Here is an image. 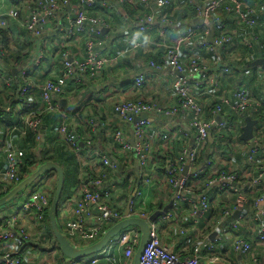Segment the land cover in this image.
I'll return each mask as SVG.
<instances>
[{"label": "built area", "instance_id": "built-area-1", "mask_svg": "<svg viewBox=\"0 0 264 264\" xmlns=\"http://www.w3.org/2000/svg\"><path fill=\"white\" fill-rule=\"evenodd\" d=\"M11 1L14 5L13 9L7 12H0V28L7 27L8 19L11 18L37 43L35 49H37L38 53L34 60L31 61L32 66L40 67L43 65L42 60L45 53L43 37L54 21H56L59 30L62 31L64 40L70 42L71 40L83 39V58L69 57V49H66V46L62 43L58 44L60 48H65L66 51L64 50L62 55V74L56 79L51 80L49 78L42 83L31 79L28 76L27 64L20 66L17 73L18 78L25 82V85L20 90V95H27L31 99L38 92L41 100L38 111H31L22 117L23 125L37 133L36 140L40 141L42 115L46 113L58 114L61 117L60 125L57 128L59 137L68 144L80 163V167L93 164L91 172L86 173L82 168L78 169V180L80 182L78 185V196L68 199L67 204H64L61 209L63 220L58 228L70 244L79 248L90 246L97 242L110 227L127 218H139L148 221L147 209L149 202L144 191L145 187L147 189L150 186L152 174L145 173V168H147L151 159L152 150L151 143L146 136L149 122L145 119L136 120L143 114L176 117L178 114L187 113L190 116L189 126L193 132L194 145L192 147L182 146L181 156L176 161L165 159L166 166L163 172L166 183L176 191L174 195L175 202L171 207L177 209L181 203L191 206L189 216L191 223L187 224V220L182 222L183 224L179 229L181 236L187 235L189 225L193 227L192 229L199 227L200 219H203V215L210 205V191L228 192L236 195L233 206H228L221 210L219 218L216 219L214 224V229L216 230L223 226L228 217H233L235 213L241 212L242 208L247 205V201L245 202L247 195H254L258 188L263 187L264 161L261 163V159H259V162L257 160L259 153L264 150V139L256 134L248 141L247 149L242 153L244 155H242V165L247 167L243 177L247 179V182H243L241 180L242 177L235 173L234 170L229 169L226 173L218 172L217 164H212L208 160L205 162V167L208 165L211 172L209 178L206 179L207 181L203 183V188H201L198 183V177L202 174L204 167L200 166L197 170L192 167L196 166L195 164L208 140L209 134L212 131H220L227 127L226 110L234 111L239 116L245 113H256L261 107H264V90L262 92L263 95L259 99L250 96L244 87H238L230 97L215 90L204 91L206 88L196 94L195 90L203 83H210L214 87L217 86L215 76L209 75L205 65L196 56L191 55L190 58L187 57V60L183 61V49L190 47L191 39L197 35V29L186 27L169 42L167 28L174 24L167 19L166 14L158 15L157 10L168 7L170 0H141L143 10L146 12L142 18L135 22V26L139 32H148L157 26L161 40L156 43V46L162 47L165 51L163 64L169 67L172 73L177 74L171 87L178 96V105L171 109H163L151 102L144 101H121L114 104L113 110L116 117L124 123H133L132 136L134 144L131 145L129 143V138L120 129H116L109 134H111L112 140L117 143L119 152L125 155L134 154L140 183L129 203L128 214H125V211L117 205L118 201L114 200L116 199V193L120 189L118 177L109 178L107 174L101 172L98 166L96 167V165L101 164L105 169L111 170L112 173H118L120 176L118 161L111 160L106 155L96 153L94 150H91L87 155L81 154L78 149L79 144L83 143L86 146H90L91 140L87 138L88 136H82L77 132L76 127L71 128L66 124V117L58 104V98L63 94L69 80L83 85L85 82L95 78L104 65L111 61L102 54L100 50V47H102L101 42L94 40V37L98 35L99 27L105 25L103 19L90 16L88 13L87 9L94 4L95 0ZM75 1H77V5L73 7V2ZM118 1L121 2L122 0ZM198 1L200 4L195 6V11L198 18H203L206 23L212 13L224 6L227 12L235 13L239 23H243L248 27L260 25L257 18L251 15L253 10L241 0ZM131 2L136 7L134 2ZM68 6H71V10L63 12L62 10H65ZM61 21L62 23L65 22V24L63 23L62 25ZM215 28L221 32V35L216 39L213 38L211 42L206 41L203 43V45H207L208 50L231 44L236 34L235 32L228 34L224 30V25L220 22L216 24ZM207 32L209 34V30L206 31L205 35ZM256 38L257 35L252 33L245 35L240 39L239 44L249 48L253 44L252 41H255ZM130 43L134 49L141 47L144 42L142 43L137 35H134L130 38ZM203 63L206 62L203 61ZM148 66L152 72L161 70V66L153 61H149ZM219 73H228V69L222 67L219 69ZM193 81H195L194 85H192ZM12 83L13 78L4 74L3 67L0 64V85H10ZM134 83L137 88L142 87L145 84L144 76L138 74ZM203 94L208 97L211 96V99L218 102L212 109L209 120L203 119V106L198 102L197 96L202 97ZM218 117L220 118L219 122L216 121ZM0 118H3L1 114ZM89 124L93 131L99 126H104L96 122L95 119L90 120ZM15 130L16 127H13L11 131ZM178 134H183L185 138L187 137V134L182 133L181 130L178 131ZM174 135L161 134L160 140L165 145V148L161 149V154L158 157H163L171 149L169 143L173 141ZM236 143L235 141L234 147H229V149H235ZM22 156L23 151L11 144L9 150L5 153L4 168L0 167V192H6L7 187H13L22 181L19 174V164ZM186 164L190 170L183 174ZM131 169L133 168L131 167ZM253 171L255 175H252ZM124 177L126 178V175ZM127 178L132 184L133 176H127ZM55 183L56 174L48 172L32 184L33 189L24 195L20 204L7 210L0 208V264H25L27 261L34 260V255L30 251L25 252L19 245V241L28 242L30 239H41L44 243L47 242L45 241V215L50 207V193ZM252 209L250 220L255 233V241L259 245H263V196L258 195L253 198ZM172 218L173 214L167 211L161 216L160 220L168 221L172 220ZM158 222L159 219L155 222L148 221L150 229L149 239L140 257L139 264H207L225 262L223 258L215 253L216 244L220 242L221 237L217 236L212 241L209 239L197 241L193 243L190 255L181 257L169 246L161 243L158 233ZM239 227V220L231 223L228 227V231L232 234L231 246L236 254L247 255L251 252L252 245L235 233ZM140 237L139 228L130 226L121 230L109 240L107 245L98 253L80 260L64 257L61 263L133 264ZM119 251L122 253L121 258ZM48 258V254H43L38 264H58L52 259L51 261L48 260ZM252 264L263 263L254 258Z\"/></svg>", "mask_w": 264, "mask_h": 264}, {"label": "crops", "instance_id": "crops-1", "mask_svg": "<svg viewBox=\"0 0 264 264\" xmlns=\"http://www.w3.org/2000/svg\"><path fill=\"white\" fill-rule=\"evenodd\" d=\"M173 1L174 3L169 10L158 9L157 13L165 14L166 12L170 11H179V9L182 8L181 4L183 0ZM253 2L257 5L256 8H258L257 19L262 23L264 21V2L263 0H253ZM259 2L261 3L259 4ZM13 6L14 5L11 0H0V12H7L10 9H13ZM68 7L69 10H67ZM68 7L65 9L66 12L71 10V6ZM93 16L105 20V25H101L99 27L98 35L94 37V40L101 42L102 47H100V50L102 54L108 57V59H110L111 61H108L104 65L102 70L95 78L81 85L80 89L76 91L63 92L61 97L58 98V104L60 108H63L65 110L62 113L65 116H69L68 120L71 126L76 127L78 132L82 131V135H87L88 138H90V134L83 133L88 126L87 119L80 120V122H78V120L76 119V116L78 114L73 115V113L77 112L80 109V111L83 110L84 115H86L87 118L91 117L98 123H100L99 121H103V125L108 127H104L103 131L105 133L103 134V136L101 135L96 137L95 141L93 139V143L90 144V146H86L85 148L87 149V151L89 149L94 150V152L96 153L106 155L111 160H116V158H120L118 154V148L116 149L115 145H113V141L110 138L111 134L109 133L116 129H120L127 135L130 140L131 138H133V123H124L122 120L117 118L113 110L114 104L121 101H144L151 102L163 109H171L177 107L178 96L174 93L171 87L173 81L177 77V74L172 73L171 69L169 67H166L164 64V66H161V70H155L153 72L150 71L151 69L148 66V63L151 58H157L160 51L157 49L159 48L158 46H156L157 42H155V40L152 39L148 33H142L141 37L140 35L139 37L137 36L138 39L142 41V43L144 42L141 47L134 49L131 47L130 38L136 35L137 31L135 20L133 17L134 12L129 13V10L126 11L122 8H118L109 11V13L105 16L106 18H103L101 12L97 10L96 12H94ZM8 21V26L4 28V35L0 36V43L2 44L3 38L7 43V48L4 50H6L7 53L10 54L9 58L11 59L8 64L0 62L4 71L7 73L11 71L12 75H14L19 72L17 68L19 69L20 65L24 66L27 64L30 73L34 72L33 78L37 79V82L42 83L47 78L53 77L54 75L58 74L59 71H61L62 60L59 57L60 55L58 54L59 51L57 47L59 43H62L66 46V49H69V57L83 58V39L71 40L70 42H68L64 40L63 33L55 32V26L51 25L48 31L45 32V35L43 37L45 45V53L42 60L43 65L40 67H34L31 65V61L34 60L36 54L38 53L37 49H35V45H37V43L33 41L26 32L22 33L20 27L13 19L9 18ZM206 24L207 23L204 22L203 26ZM175 35H177V33H171V35L167 37L169 39V42L172 41L173 38H175ZM16 63L18 65H16ZM13 64H15L16 66H13ZM138 74H142L145 78V84L139 88H137L134 83L135 77ZM217 75L218 74H216V76ZM237 85H239L238 81L227 93L223 91H219V93L228 94L230 97L233 95L234 90L238 89V87H236ZM255 87L256 94H263L262 92L264 88L262 83L260 85L255 84ZM248 88L250 91V86H248ZM195 92L196 94H198L201 92V90L196 89ZM36 94L37 92L35 93V95ZM197 97L199 99L198 102H200L202 105L207 104V101H201L200 96ZM209 97L211 98V96ZM34 101L36 103H39L38 107H40L41 100L37 99V101ZM138 118L145 119L149 122V126L146 130V136L151 143V154H153L154 156H158L159 154H161V149L163 147L165 148V145H163L162 141L159 138V135H161L162 133H167V135L175 134L172 140L175 141L174 143L177 149L182 148V146L184 145L187 147H192L194 145L193 132L191 130V127L189 126L190 116L187 113L178 114L176 117H167L160 114H143ZM203 119L209 120L210 118ZM52 120L53 119L51 117L47 118L45 127L41 128L40 130L42 135H45L48 132L51 135V139L53 138V135L55 136V132L53 131V129L56 128V131V125L58 126L59 123V120L56 118L53 121ZM99 127L96 130H99ZM179 130H181L182 133H186L187 137L185 138L183 134L179 135ZM7 140L9 142V146L14 143V140L12 138L10 139L9 133L6 138L5 130L0 129V153L6 149ZM180 140H183L184 143H181L178 148L177 143ZM208 141H213L211 133L210 137L208 136ZM242 142L244 143L243 145H240V143H236L235 145V151L238 148L237 152L239 153V155H241V158L238 154H234V160L231 157L222 156L220 154L222 152L221 149L215 148V153L219 156V160L224 165H227L228 163L229 169L236 171L241 177L245 175V167L242 165V153L247 149L248 146V141ZM94 144L95 147L93 148L92 145ZM173 145L174 144L171 145V143H169V146L171 148H174ZM50 146V149L55 148L53 144ZM166 146L168 145L166 144ZM176 153V157L179 158L181 156V151H177ZM54 155L58 158L59 154L57 153ZM152 157L149 160L147 168H145V173L150 175L152 174L150 186L147 189L145 187L144 191L147 195L146 199L149 202L147 209L149 217L154 212L162 211L167 205L171 203L173 204L175 202L174 195L176 193V191L166 183L163 173H156V170L153 168V166H151L150 163L155 162L153 161ZM61 160H65V158L61 157ZM226 160L229 161L226 162ZM94 162L96 163V161ZM135 163L136 162L134 157L132 172L134 174L135 184L134 186H131V190L129 191V194L127 196L125 192L121 190V186L123 185L122 180L125 178V174H122L119 170L121 173L120 177H118L120 181V189L118 193H116V199L114 200L118 201L117 205L119 206V208L121 207L123 211H126L130 197H133L135 195V192L140 185V183H138V186H136L138 171L136 174L134 170ZM4 165L5 163L0 162L1 168H4ZM40 165L41 164H37L32 167L34 169L33 171H35ZM192 168L194 169L195 167ZM188 170H190L189 166ZM210 172L211 169H209V173ZM75 173L76 170L74 171V168L72 167L70 170L68 181L69 186L66 193H69L70 198L78 196L79 192L78 185L76 187L73 185L75 180ZM252 175H255L254 171L252 172ZM243 181L247 182V179L244 178ZM25 194L18 196L15 200L1 208L7 210L17 206L18 204H20ZM69 197L61 199V202L59 204L58 208L60 209H58L56 217L58 227L63 220V215L61 213L62 206H64V204H67V200L70 199ZM231 200L232 196L228 192L210 191V205L207 211L204 213L203 219H200V224H198L199 227H197L196 229H192L193 227L189 225V231L187 232L186 236H181L179 234V229L183 224L182 222H185L187 220V224L191 223V218L189 217L191 206H188L185 203H181V205L178 206L177 209L170 207L168 209V212L170 211L173 214L172 220H160L161 216H159L158 218V233L161 243L169 246L181 257H186L190 255L193 243L201 241L202 239H209L212 241L215 237L219 236L221 237V239L220 242L216 244V247L219 252H223L225 254V263L231 264L232 259L235 258L236 264H252L253 259L257 258L260 263L264 264V244L259 245L255 241V233L253 231V225L250 220V214L248 211L245 212L243 210L244 213H242V215L241 213H238L237 215H233V220L231 222H229V219L226 221L231 224L239 220L240 227L237 231H235V233L238 235L242 234L249 240L252 245L251 252H249L247 255L236 254L233 250L231 246L232 234H230V232L228 231L229 225H224L220 229H214L215 221L219 218V216L217 218L215 217V219L211 215L210 211H214L216 209L217 211H221L224 206L228 207V204L232 202ZM19 245L25 252L30 251L32 255H34V260L27 261L25 262V264H38L40 262L41 256L45 253L48 254V260L51 261L52 259L55 263H61L60 258H63L62 255L58 253V251L54 247L55 245L52 246L48 242L44 243L41 239H30L28 240V242L19 241ZM121 257L122 253L120 252V258Z\"/></svg>", "mask_w": 264, "mask_h": 264}, {"label": "trees", "instance_id": "trees-1", "mask_svg": "<svg viewBox=\"0 0 264 264\" xmlns=\"http://www.w3.org/2000/svg\"><path fill=\"white\" fill-rule=\"evenodd\" d=\"M131 1L134 2L136 7L132 5ZM241 1L245 2L247 5L249 4L248 6L250 7V9L253 10L251 15L257 18L258 8H256L257 5L253 2V0H241ZM173 3L174 1L170 0V5L164 9L169 10L172 7ZM260 3L261 2H259V4ZM198 4H200L198 0H183L181 4L182 8L179 9V11H176V12L170 11V12L165 13L168 17L167 19L175 25V26L171 25L167 28V37H169L171 33L178 34L179 31L184 30V28L186 27H194L197 29V35L193 37V39H191L190 47L183 49V55H182V58L184 59L183 61H186L187 60L186 58L187 57L190 58L191 55L196 56L199 59V61L205 65V69L208 70L209 75H211L212 77L213 75L215 76V79L217 82L216 87H214L210 83H207V84L203 83L201 86L198 87V90H204V88H206V90L204 91H207V92L211 90H215L216 92L223 91L227 93L229 90L232 89L234 84L238 81L239 85H237L236 87H244L247 93L253 98H256V99L261 98L263 94L261 95L256 94L255 84L260 85L262 83L263 88H264V69L260 65H253V62L257 59H262V58L264 59V26H263L264 21L261 23L257 19L261 25V26L259 25L260 27L259 26L248 27L244 25L243 23L238 22V20L236 19L235 13L227 12L224 6H221L214 13H212L206 25L200 26L197 23H195V20L198 18V15L195 11V6ZM76 5H77V1L73 2V6H76ZM118 8H122L126 11L129 10V13L134 12L133 17H134L135 22L138 19L142 18L146 12L145 10H143L141 0H122L121 2H119L118 0H95L94 4L91 7H89L87 10L90 16H93L94 12L99 10L103 18H106L105 16L109 13V11L113 9H118ZM62 11L65 12V10H62ZM157 14L160 15L159 13ZM93 17H96V16H93ZM218 22L224 25V30H226L228 34H232V32H235L236 34L234 35L233 41L231 44L224 45L223 47L217 48L214 50H208L207 45H203V43L207 41L205 33L209 27H212L214 29L213 38L214 39L218 38L221 35V32L217 28H215ZM63 23L65 24V22ZM53 25L56 28L55 32L62 33V31H60L59 28L57 27L56 21L53 22ZM21 32L24 33L25 31L21 29ZM142 33H148L150 37L155 40V42H159L161 40V35L159 33L157 26H155L154 29L148 32H139L138 30L136 31V35L138 37L139 35L141 37ZM251 33L257 35L256 40L252 41L253 43L252 46L247 48V47L240 45L239 44L240 39L245 35H248V34L250 35ZM3 35H4V28H0V36H3ZM0 45H1L0 62L8 64L11 59L9 58L10 54L7 53L6 50H4L7 48V43L5 42L4 38L2 40V44L0 43ZM57 47L59 51L58 54L60 55L59 57L62 60L61 61V66H62V63H63L62 55H63L65 48H60L59 45ZM157 49L160 51L158 53V57L155 59L151 58L150 61H153L157 65L162 66L164 62L163 56L165 54V51L162 47H159ZM203 61H205L207 64L203 63ZM16 65L18 64L16 63ZM16 65L13 64V66H16ZM222 67H226L228 69V73H225V74L219 73V69ZM27 72L29 73L28 76L31 79H35L33 78L34 72L30 73L29 70ZM4 74L6 76L12 77L13 83L10 85H3V84L0 85V114L3 117V118H0V129L5 130L6 138L9 133L10 139L12 138L14 140L13 144L23 151V156L19 164V174L21 176V180H23L25 177L29 176L33 172L34 169L32 167H34L35 165L42 164L47 161H54L58 165H60L64 170L65 180H64L63 190L61 193V199H65L66 197H69V193L68 194L66 193H67V188L69 186L68 181H69V175H70L71 168L73 167L74 171L76 170V173L74 174L75 180L73 184L76 187L80 183L78 180V169L82 168L86 173H88V172H91L93 164L91 165L87 164L85 166L80 167V163L78 162L75 154L70 150L68 144L59 137L58 131L57 130L55 131L56 128L54 129L52 128L53 131L55 132V136L53 135L52 139L50 138L51 135L45 130L47 134L45 135L41 134V140L40 141L36 140V137L38 136V134L34 133L32 130H30L25 125H23L22 117L31 111H35V110L38 111L39 103H36L34 100L37 101V99H40V95L37 92V94L31 99L27 95L26 96L20 95V90L25 85V82L18 78L17 73L16 75H12L11 71H9V73L4 71ZM61 74H62L61 71H59L58 74L54 75L53 77H49V78L51 80H54L57 77H59ZM216 74L218 75L216 76ZM194 84H195V81L192 82V85ZM81 85L82 84H76L72 80H69L64 89V92L76 91L81 88L80 87ZM248 86H250V91H249ZM225 95H228V94H225ZM201 101H207L206 105L203 104L204 106L199 102L203 106L202 117L209 119L211 117L212 109L216 106V104H218V102L214 101L207 95H203L201 97ZM60 109L62 112L65 111L63 108H60ZM225 113H226L225 119H227L228 121L227 127L221 129L220 131L211 132L213 141L209 142L207 140L195 164L196 166L194 165L195 170L199 169L200 166L204 167L202 174L198 177V183L201 185V188H203V185H204L203 183L206 182L207 181L206 179H208L210 176L209 166L207 165V167H205L206 161L210 160L212 164H217L218 172L226 173L229 171V167L227 165H224L219 160V156L216 155L215 153L216 151L215 148L221 149L222 152L220 154L224 156V154L226 153L227 149H229V147L231 148L234 147L235 141L237 143H240V145H243L244 143L239 139V136L242 131V127L245 124V119L247 117H250L251 119H254L256 121L254 129H253V135L256 134L257 136H260L262 137V139H264V107H261L256 113H245L242 116H239L238 113H235L234 111H230V110H226ZM76 114H78L76 116V119L78 120V122H80V120L87 119L88 126L86 127L83 133L90 134L91 144L93 143V139L95 141L96 137L101 136V135L103 136V134L105 133L103 131L104 127L108 128L106 126H103V127L101 126L102 129L101 127H99V130L93 131L91 128V125L89 124V120H92V118L91 117L87 118V116L84 115L83 110L80 111V109L77 112L73 113V115H76ZM49 117H51L53 120L55 118L59 120L58 126L56 125V127L58 128L61 122V117L56 113H46L45 115H42L41 128L45 127L46 119ZM65 117L67 118V120L65 119L66 124H68L69 127L73 128L74 126H71L68 120L69 116L67 115ZM99 122L100 124H104L103 121H99ZM13 127H16L15 131H11ZM81 132L82 131H80L79 133L82 135ZM160 137L161 135L159 136V138ZM232 137H235V138H232ZM174 142L175 141H173V143L171 142V145L174 144L173 145L174 148H171L168 152H166V154L163 157L160 158L158 156H154L153 154H151V157L153 155L152 158H153V161L155 162H151L150 164L156 170V173L164 172L165 166H166L165 159L176 161L177 159L176 152L181 151V148H179V146L181 143H184V142L183 140L178 141L177 146L179 149H177ZM52 144L55 147L54 149H50L51 148L50 145ZM113 145H115L116 149L119 148L117 143L114 141H113ZM85 147H86L85 144L84 145L79 144L78 149L81 154L87 155L91 150L89 149L90 151L89 150L87 151ZM92 147L94 148L95 144L92 145ZM9 148L10 146L7 140L6 149L0 153V162L4 163L5 153L9 150ZM262 152L259 153L257 162H259L260 161L259 159H261V163H263L262 161H264V150H262ZM57 153L59 154L58 158L54 155ZM118 154L120 158H116V160L118 161V164H119V170L121 171L122 174L126 175V178L122 180L123 185L121 186V190L124 191L127 196L129 194V191L131 190V186H134L135 184L134 174L131 169L133 165V158L135 156L132 153L125 155L119 151H118ZM236 154L239 155V153L237 152ZM240 156L241 155H239V157ZM61 157H64L65 160H61ZM97 166L99 167V169H101V172L107 174L109 178L120 177L118 173H112L111 170L105 169L104 166L101 164L96 165V167ZM244 167H245L244 170L247 169L246 166ZM249 170H251V168H249ZM234 172L237 173L236 171ZM237 174L239 175V173ZM131 175L133 176L132 184L131 182L128 181V178H127V176H131ZM243 179L244 177L241 178L242 181ZM11 188L12 187L9 186L7 187L6 192H3V193L0 192V197L5 195ZM54 190H55V185L51 190L50 197H52ZM230 195L232 196V200H231L232 202L228 204V206L232 207L236 195L232 193ZM258 195L264 197V189L262 190V187L258 188L255 191L254 195H247L248 200L246 204L248 205L250 203L249 205L250 210L248 211L250 215L253 212L251 202H253V198ZM113 198L115 197L113 196ZM224 208L226 207L224 206ZM210 212L214 218L215 217L217 218L220 215L221 211L220 210L217 211L216 209ZM228 219H229V222H231L233 220V217H228L227 220ZM229 222L224 223L223 226L224 225L230 226ZM45 228H46L45 241L50 243L52 246L55 245L54 247L56 248L58 253L62 255V253L60 252L59 248L56 245L55 238L50 228V224L48 220V210L46 211V215H45ZM239 236L249 241L242 234H239ZM215 253L224 259L225 254L223 252H219L217 250V247L215 248ZM62 257L64 258L63 255ZM63 258H60L61 262ZM232 262L231 264H236L235 258L232 259ZM58 264H61V263H58Z\"/></svg>", "mask_w": 264, "mask_h": 264}, {"label": "water", "instance_id": "water-1", "mask_svg": "<svg viewBox=\"0 0 264 264\" xmlns=\"http://www.w3.org/2000/svg\"><path fill=\"white\" fill-rule=\"evenodd\" d=\"M69 10V7L67 8ZM204 19L199 17L195 20V23H197L200 26H203ZM209 34L207 36V41L211 42L213 40L214 36V29L212 27L208 28ZM253 65H260L264 69V59H257L253 62ZM137 118L136 120H138ZM217 122L220 121V118L218 117L216 119ZM256 121L254 119H251L250 117H247L245 119V125L242 127V131L240 133L239 139L241 141H249L253 136V129L255 126ZM210 137V134H209ZM129 143L133 145V138L129 140ZM136 162V161H135ZM135 173L137 174L138 167L135 163ZM188 170V165H185L183 174H186ZM48 172H54L56 174V183H55V190L53 192V195L51 197L50 207L48 209V220L50 224V228L52 230V234L55 238L56 245L59 248L62 255L68 259H74V260H80L82 258L89 257L93 254L98 253L101 251L111 240L113 237H115L121 230L130 227V226H136L139 228L141 237L140 242L137 247V250L134 255L133 264H139L140 257L142 255L143 250L146 247V244L148 243L149 239V223L147 220H142L139 218H127L123 221L118 222L117 224L110 227L104 235L94 244H91L90 246L79 248L75 247L64 237V235L61 233L60 229L57 226V211L59 204L61 202V193L64 186V170L63 168L58 165L55 162L48 161L43 164H41L35 171H33L29 176L25 177L22 181H20L18 184L13 186L5 195L0 197V208L9 204L13 200H15L22 192H24L30 185H32L37 179H39L42 175L48 173ZM139 180H136V186H138ZM132 197L129 199V203L131 201ZM129 203L127 205L125 214H128V208ZM172 206V203L167 205L162 211H156L154 212L150 217V222H155L158 220L159 216L164 215L167 213L168 209ZM238 213H235L234 215H237ZM207 264H227L225 262H216V263H207Z\"/></svg>", "mask_w": 264, "mask_h": 264}, {"label": "rangeland", "instance_id": "rangeland-1", "mask_svg": "<svg viewBox=\"0 0 264 264\" xmlns=\"http://www.w3.org/2000/svg\"><path fill=\"white\" fill-rule=\"evenodd\" d=\"M207 34H208V32H207ZM206 34V35H207ZM14 75H16V74H14ZM204 95V94H203ZM202 95V96H203ZM236 152L237 151H235V149H227V151H226V153H225V157H231L233 160L235 159V157H234V154H236ZM238 153V152H237ZM239 160V159H238ZM229 160H226V162H228ZM227 166H228V163H227ZM33 189V185H30L24 192H22L20 195H22V194H25V193H27V192H30L31 190ZM264 189V183H263V187H262V190ZM19 195V196H20ZM248 200V197H246V199H245V202ZM252 204H253V202H251ZM249 205H250V203L248 204V205H245L243 208H242V210H244L245 212L246 211H249L250 209H249ZM241 210V215H242V213H244L243 211ZM252 211H253V209H252Z\"/></svg>", "mask_w": 264, "mask_h": 264}]
</instances>
